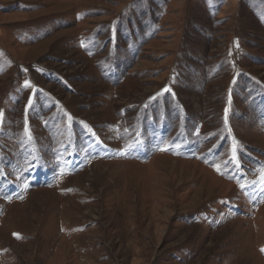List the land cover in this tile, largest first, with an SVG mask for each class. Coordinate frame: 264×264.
I'll return each mask as SVG.
<instances>
[{"label":"rangeland","instance_id":"obj_1","mask_svg":"<svg viewBox=\"0 0 264 264\" xmlns=\"http://www.w3.org/2000/svg\"><path fill=\"white\" fill-rule=\"evenodd\" d=\"M0 264H264V0H0Z\"/></svg>","mask_w":264,"mask_h":264},{"label":"snow or ice","instance_id":"obj_2","mask_svg":"<svg viewBox=\"0 0 264 264\" xmlns=\"http://www.w3.org/2000/svg\"><path fill=\"white\" fill-rule=\"evenodd\" d=\"M25 85L27 86L28 85V82L26 81L25 82ZM29 103H31V99L29 100ZM227 111V110H226ZM162 150H165V149H162Z\"/></svg>","mask_w":264,"mask_h":264}]
</instances>
